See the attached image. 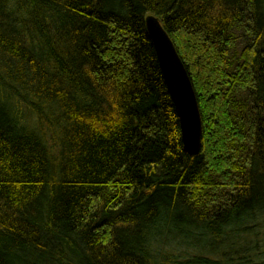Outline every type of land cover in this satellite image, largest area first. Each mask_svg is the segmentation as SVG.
I'll return each instance as SVG.
<instances>
[{"label": "trees", "instance_id": "16d2710c", "mask_svg": "<svg viewBox=\"0 0 264 264\" xmlns=\"http://www.w3.org/2000/svg\"><path fill=\"white\" fill-rule=\"evenodd\" d=\"M148 14L193 85L195 155ZM260 232L264 0H0V264H264Z\"/></svg>", "mask_w": 264, "mask_h": 264}, {"label": "water", "instance_id": "95a60500", "mask_svg": "<svg viewBox=\"0 0 264 264\" xmlns=\"http://www.w3.org/2000/svg\"><path fill=\"white\" fill-rule=\"evenodd\" d=\"M145 24L176 110L183 150L195 155L201 143V118L192 82L159 19L148 14Z\"/></svg>", "mask_w": 264, "mask_h": 264}, {"label": "rangeland", "instance_id": "374dc122", "mask_svg": "<svg viewBox=\"0 0 264 264\" xmlns=\"http://www.w3.org/2000/svg\"><path fill=\"white\" fill-rule=\"evenodd\" d=\"M253 241H249V243L246 244V246L249 247V249H251L250 247H254L255 248H262L264 249V233L260 232L259 235L257 237L252 238ZM250 263V262H249ZM246 264V263H243Z\"/></svg>", "mask_w": 264, "mask_h": 264}]
</instances>
